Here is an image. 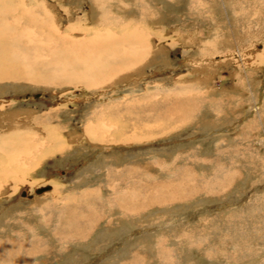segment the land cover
Segmentation results:
<instances>
[{"label": "rangeland", "instance_id": "rangeland-1", "mask_svg": "<svg viewBox=\"0 0 264 264\" xmlns=\"http://www.w3.org/2000/svg\"><path fill=\"white\" fill-rule=\"evenodd\" d=\"M0 1V264H264V0Z\"/></svg>", "mask_w": 264, "mask_h": 264}, {"label": "bare ground", "instance_id": "bare-ground-1", "mask_svg": "<svg viewBox=\"0 0 264 264\" xmlns=\"http://www.w3.org/2000/svg\"><path fill=\"white\" fill-rule=\"evenodd\" d=\"M4 1V0H3ZM1 2V1H0ZM1 4V3H0ZM45 5V4H44ZM4 7V6H3ZM22 11H24V8H23V10ZM26 11V10H25ZM3 13V12H2ZM23 13V12H22ZM0 16H1V14H0ZM29 16V15H28ZM22 19V18H21ZM38 21V20H37ZM10 22V21H9ZM12 22H14V21H12ZM12 22H10V23H12ZM15 23V22H14ZM31 23V22H30ZM17 25V24H16ZM42 25H44V24H42ZM15 28H17L16 26H14V25H11V24H8L7 22H6V19L4 20L2 17H0V78L5 74V71H3V66L5 65L6 66V64H9V63H11L12 61L10 60L11 58H10V56H9V51H8V47L10 46V44H14V42H16L17 43V41H21V40H19V38L21 39V37H17V38H12V37H10V38H6L5 36H3V33H5L7 30H12V29H15ZM26 28H30V26L28 27V26H26ZM33 30V29H32ZM39 30V29H38ZM19 31V30H18ZM33 33V32H32ZM20 34H22V33H20ZM19 34V35H20ZM25 34V33H24ZM28 34H30V32H28ZM35 34V33H34ZM140 34V33H139ZM142 35V34H141ZM140 35V36H141ZM31 36V35H30ZM32 37V36H31ZM137 34L136 33H134L131 37H130V39H133L134 40V42L136 41V40H139L141 43H142V37L140 38V37H137ZM136 39V40H135ZM23 41V40H22ZM21 41V42H22ZM156 41V40H155ZM31 42V41H30ZM19 43V42H18ZM28 43V42H27ZM135 43H137V42H135ZM138 44V43H137ZM135 45V44H134ZM131 47H135V46H131ZM133 48H131V49H133ZM5 69V68H4ZM9 72V71H8ZM5 77H6V75H5ZM12 129V131H4V132H0V150L3 152L2 154H3V156H5V158L7 159L8 158V162L10 163V162H13V161H15V155L14 154H10V153H7V151L6 150H4V146H3V144H7L8 143V139H5V136H7V135H13V134H16V132H17V130L15 129V128H13V127H9V128H7V130H11ZM11 142V141H10ZM3 158V157H2ZM2 159H0V161H1ZM0 173H2V171H0ZM9 173V172H8ZM13 173V172H12ZM5 174V173H4ZM46 186H49V188L48 189H45L44 191H47V190H49L50 189V185H46ZM44 191H42V192H44ZM23 192V191H22ZM42 192H40V193H42Z\"/></svg>", "mask_w": 264, "mask_h": 264}, {"label": "water", "instance_id": "water-1", "mask_svg": "<svg viewBox=\"0 0 264 264\" xmlns=\"http://www.w3.org/2000/svg\"><path fill=\"white\" fill-rule=\"evenodd\" d=\"M48 188H49V186H42V187L36 188V189H34V193L39 194L40 192H42Z\"/></svg>", "mask_w": 264, "mask_h": 264}, {"label": "flooded vegetation", "instance_id": "flooded-vegetation-1", "mask_svg": "<svg viewBox=\"0 0 264 264\" xmlns=\"http://www.w3.org/2000/svg\"><path fill=\"white\" fill-rule=\"evenodd\" d=\"M23 194H26V193L23 191Z\"/></svg>", "mask_w": 264, "mask_h": 264}]
</instances>
